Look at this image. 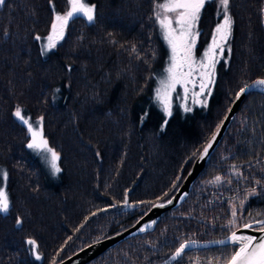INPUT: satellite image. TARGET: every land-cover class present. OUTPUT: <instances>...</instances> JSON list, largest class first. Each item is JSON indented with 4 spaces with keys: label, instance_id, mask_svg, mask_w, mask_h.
<instances>
[{
    "label": "trees",
    "instance_id": "16d2710c",
    "mask_svg": "<svg viewBox=\"0 0 264 264\" xmlns=\"http://www.w3.org/2000/svg\"><path fill=\"white\" fill-rule=\"evenodd\" d=\"M157 1L86 0L96 5L95 21L74 17L47 52L36 37L49 32L67 0L0 5V187L9 197L8 212H0V264L56 263L131 227L173 197L237 92L264 78V0H230L232 34L207 104L185 111L175 103L167 117L154 97L168 54ZM222 17L219 0H209L197 25L198 55ZM17 103L43 118L61 168L53 179L27 147ZM234 116L187 199L152 231L88 264L162 262L186 240H218L264 218V92L249 93ZM216 176L221 181L210 183ZM233 200L243 202L237 227L230 224ZM236 248L186 250L174 264H226Z\"/></svg>",
    "mask_w": 264,
    "mask_h": 264
},
{
    "label": "snow or ice",
    "instance_id": "6c2138e0",
    "mask_svg": "<svg viewBox=\"0 0 264 264\" xmlns=\"http://www.w3.org/2000/svg\"><path fill=\"white\" fill-rule=\"evenodd\" d=\"M209 0H163V2L155 3L154 13L155 19L159 23L160 28L163 30V38L167 42L171 49L170 64L166 69L167 77L160 80V88L157 89V99L163 104V109L167 115H171L170 96L171 93L176 90L177 85H181L184 88L185 98L189 92L188 85L195 84L193 80L194 73H198L199 78V92H194L193 97L195 102L207 103V96H211V85L215 83V68L219 63L218 56L223 55L225 52V46L232 34L233 21L229 15V2L230 0H219L223 12L222 22L217 24L214 29L211 43L204 50L203 55L197 59L196 56V43L200 33L197 30V25L200 20L201 12L205 8L206 3ZM5 0H0V5H4ZM69 10L64 14H55L54 20L51 24L50 34L46 37L47 44L45 50H51L56 48L58 41L64 38L65 29L67 28L69 21L74 17L82 16L88 23H93L96 19V5L89 4L86 0H67ZM175 25V26H174ZM37 40L41 38L36 37ZM135 52V48L132 49ZM228 51H231L230 46ZM248 87H260L264 90V79L255 81L254 85ZM207 90V96L205 91ZM248 88H241L240 93L237 94V99L240 95L246 92ZM200 97H204L200 100ZM191 109L185 107V111ZM14 116L20 120L23 124L27 125L28 132L31 134V142L28 143L29 149H35L51 154V167L54 172H60V168L57 166L59 160L58 154L48 146V141L43 136L42 129H36L33 127L29 119L25 118L22 114V110L17 107ZM43 118L36 121L39 125L42 123ZM167 123V121H165ZM215 136L213 137V140ZM211 142L204 149V154L208 152V148H211ZM203 158V157H201ZM7 172H3V177L7 179ZM221 181L220 176H216L210 183H217ZM171 203V201H169ZM243 204V202H241ZM127 205V199H125ZM157 207H163V205H154ZM130 207V205H129ZM9 210V197L4 188H0V212H8ZM232 216L236 217V209H232ZM22 221L17 219V225H20ZM235 220L230 221V224H234ZM261 225L257 231L264 233V220L257 221ZM246 229H252L251 223L243 225ZM144 229H141L143 231ZM232 243L237 245L236 250L231 254L227 260V264H264V235L248 236L237 235L233 232L231 235ZM27 244L38 247L35 240L29 239ZM195 244L194 241L190 242ZM218 243L223 244L224 241ZM189 247L188 243H181L176 249L175 253L171 257L172 260L182 257L185 250ZM35 258L40 260L41 257L36 255ZM52 264H55L53 260ZM198 264V262H197ZM211 264V262H209Z\"/></svg>",
    "mask_w": 264,
    "mask_h": 264
},
{
    "label": "water",
    "instance_id": "95a60500",
    "mask_svg": "<svg viewBox=\"0 0 264 264\" xmlns=\"http://www.w3.org/2000/svg\"><path fill=\"white\" fill-rule=\"evenodd\" d=\"M259 79H264V78H256L251 83L246 84L243 88L247 87L248 90L244 92L243 94H241L239 99H237V95H236V97L234 98L231 104V107L225 114L224 120L218 126L219 128L213 133L211 139L204 145L200 154L193 160L194 162L192 166L188 170V173L184 177L181 186L176 190L173 197H171L170 199L166 201H162V203L157 202L153 204L147 212L141 215L140 219L135 224L131 225V227L125 230H122L117 234L111 235L107 238L99 239V241L90 243L87 246L81 249H78L77 252L68 256L66 259L57 261L55 264H88L89 261L95 259L101 253L109 250L111 247L121 243V241H124L127 238H131V236L142 234L143 232L152 231L155 225L157 224V222L163 218V214L165 212L170 211L173 208L180 206V204L183 203L184 200H186L187 197L190 195L189 193L194 185V181L202 174L204 167L209 162V159L214 153V151L216 150V147L224 139L223 138L224 134L228 131L229 125L233 121L235 117L234 115L237 113V111L241 107V104L244 98L249 93L254 92L255 90L264 92V90H261L260 87H248V86L254 85L255 81ZM238 93H240V90L237 92V94ZM214 136H215V139L213 140ZM210 142L212 144V147L208 148V152L205 155L204 149L208 146ZM169 201H171V203H169ZM154 205H163V207H157ZM262 220H264V218L258 221H262ZM250 223L253 225L252 229H246L242 225L238 229H235L231 233H229V236L224 237V238H219L218 240L202 241V240L196 239V240H186L183 243L189 244V247L186 250L197 249V248L207 249L208 247L229 246V245L237 246L236 244L232 243L230 239L233 232H236L237 235H248V236H257V237L264 235V233H261L256 230L259 227H261V225L258 224L257 221H252ZM141 229H144V230L141 231ZM192 241H194L195 244H191L190 242ZM220 241H224V243L223 244L218 243ZM173 254L165 258L164 261L157 262L154 264H174L179 258H177L176 260H172L171 257L173 256Z\"/></svg>",
    "mask_w": 264,
    "mask_h": 264
},
{
    "label": "rangeland",
    "instance_id": "374dc122",
    "mask_svg": "<svg viewBox=\"0 0 264 264\" xmlns=\"http://www.w3.org/2000/svg\"><path fill=\"white\" fill-rule=\"evenodd\" d=\"M160 2H163V0H158L156 3H160ZM68 10H69V5L67 4V10L66 11H68ZM65 12H61V13L56 12V14L57 13L64 14ZM221 19H223V17ZM155 21H156V19H155ZM221 22H222V20L219 23H221ZM156 23H157V26H158V31L160 32V35H161L164 43L167 46V53H168L167 54V61L165 63L166 66L161 71H159V73L156 74L157 77H156L155 83H154V97H155V100L157 101V103L160 104L161 108H163V104L161 103L160 100L157 99V89L160 88V86H161L160 85V80L161 79H165L167 77L166 69L169 67V64H170L171 49L169 48L167 42L163 38V30L160 28L159 23L157 21H156ZM50 31H51V28H50L49 32L46 33L45 35H38L41 38L38 41L41 44V48L43 49V52L44 51L45 52L50 51V50H47V51L45 50V46L47 44L46 37L50 34ZM65 31H66V29H65ZM211 40H212V37L210 39L209 44L211 43ZM228 41H227V43H228ZM197 43H198V38H197ZM197 43H196L195 52H196L197 59H199L203 55V53L198 55V52H197ZM226 46H227V44H226ZM226 46H225V48H226ZM222 56L223 55L218 56V59L221 60ZM217 65H218V63L216 64V66ZM216 74L217 73H216V68H215V76H214V79L216 78ZM193 80H194L195 84L194 85L193 84H189L188 85L189 92L187 94V98H185L184 88L181 85H177L176 86V90L171 93V96H170L171 112H172V110L174 108L173 105L175 103L178 104L179 107H181L183 110H185V107H188V108H190L192 110L194 108V106H201V105L204 104V103L195 102V98L193 97V93L194 92H199L200 91V89H199L198 73H194ZM213 85H211V91L213 89ZM205 96H207V90L205 91ZM209 97L210 96H207V101H208ZM199 99L200 100H203L204 97H200ZM17 107H19L22 110V114L25 116V118L29 119V122L32 123V125H33L34 128H36L38 130L39 129H42V131H43V124H39L38 125L36 123V121L40 120L41 117H39V118H33L32 115L30 114L29 110L25 106L20 105L18 103H17V105L15 106V108L13 110V114H14V112H15V110H16ZM166 116L168 117L169 115L166 114ZM15 119L18 120L16 117H15ZM18 121L21 124H23L20 120H18ZM23 125H25V124H23ZM25 126L27 128V125H25ZM27 131H28V128H27ZM28 135H29L28 143H30L31 142V134L28 132ZM43 136L45 138V135H43ZM28 143H27V145H28ZM48 146L50 147V145H48ZM50 148H52V147H50ZM29 151L31 152V154H32L33 157H36L37 158V160L39 161V163L41 164V166L44 168V172L46 173V175H47L48 178L53 179V178H55L60 173V172L57 173V172H54L53 171V169L51 167V154L50 153H46V152H43V151H38V150H35V149H29ZM57 166L59 167V160L57 161ZM60 170H61V168H60ZM0 188H4V190H5L4 185L2 187H0ZM242 207H243V204L240 201H238V202H235L234 200L232 201L231 214H232V209L233 208L236 209V217H233L232 216V218H231V221L235 220V223L232 224L234 227L239 226V224L242 222V217H241Z\"/></svg>",
    "mask_w": 264,
    "mask_h": 264
}]
</instances>
